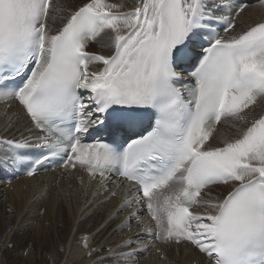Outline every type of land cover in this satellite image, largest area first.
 Instances as JSON below:
<instances>
[{"label":"snow or ice","instance_id":"snow-or-ice-1","mask_svg":"<svg viewBox=\"0 0 264 264\" xmlns=\"http://www.w3.org/2000/svg\"><path fill=\"white\" fill-rule=\"evenodd\" d=\"M249 6L0 0V102L28 122L27 135L0 139L11 149L0 164L87 174L74 233L119 197L77 241L88 264H138L155 247L141 237L191 249L197 264H264V18L238 28ZM224 122L232 135L217 139ZM124 212L112 232L131 235L98 243Z\"/></svg>","mask_w":264,"mask_h":264},{"label":"bare ground","instance_id":"bare-ground-1","mask_svg":"<svg viewBox=\"0 0 264 264\" xmlns=\"http://www.w3.org/2000/svg\"><path fill=\"white\" fill-rule=\"evenodd\" d=\"M79 1L82 2V0ZM63 2L72 6L81 3H70V0H63ZM115 2L123 3L126 8H131L135 5L136 0H115ZM249 5L247 10L237 20L238 28L264 18V9L256 6V3ZM87 50L107 54V50L100 48L97 44H90ZM18 111V106L13 104L6 117L4 115V104L0 105V139H19L21 133L27 135L25 132L28 127L26 118L15 119ZM8 117H11L12 120L10 121ZM214 135L217 139H220L232 135V131L228 127L219 125ZM10 151L11 149L8 145L0 144V156H4ZM3 169H8V167L0 164V231H5V243L3 246L8 243V245H12L10 247H13L9 250L18 249L17 251L15 250L17 253L14 256V264H54L52 254L61 246H63L64 252L61 255L58 253V256L60 260L65 259V264H88L90 258L82 255L83 249L77 245L81 235L77 239L72 238L65 245L56 230L57 226L60 225L63 226L61 228H64H60L61 230H66L65 228H67L73 232L72 230L78 218L82 216L81 209L84 196L80 177L83 176L85 184H87V174L80 169L69 171L56 168L36 174L33 177L20 176L6 182L1 177ZM95 185L96 181H93L89 190V197ZM97 199L101 200L103 197H97ZM118 200L119 197L107 201L92 216L84 218L80 224L83 232L85 230L90 233L96 232L98 225L108 211L115 207ZM28 215L31 218L27 219ZM126 215L127 212L121 213L120 217L109 225L106 230L97 233L96 241L98 243L111 242V244H116L119 243L121 236L131 235L127 228L122 233L112 232V229ZM140 216L145 223L150 222L146 207L140 213ZM27 224L28 227H26ZM143 226L141 224L139 228ZM132 227L139 231L136 220L132 221ZM16 228L27 230V233H29L27 240L25 239L26 242L20 248H17L19 239L18 241L15 239L17 242H14L13 235L15 233L12 235L11 232L12 229ZM16 231L18 230L16 229ZM9 236L10 238L8 239ZM71 236L72 234L70 238ZM68 240H70L69 237ZM141 240H148L150 243L154 242L155 247H149L146 251V256L144 258L141 256V259H137L138 264H197L199 260L194 251L186 249L184 246L177 248L175 244L166 245L153 241L150 237H141ZM2 258L0 257V264H7V261Z\"/></svg>","mask_w":264,"mask_h":264},{"label":"rangeland","instance_id":"rangeland-1","mask_svg":"<svg viewBox=\"0 0 264 264\" xmlns=\"http://www.w3.org/2000/svg\"><path fill=\"white\" fill-rule=\"evenodd\" d=\"M79 2H81V1H79V0H70V3H79ZM228 127V125H227V122H224V124H221V127ZM0 208H1V206H0ZM29 218H31L29 215L27 216V219H29ZM30 224H32L31 222H30ZM30 226V225H29ZM26 227H28V224H27V226ZM61 227H63V226H57V228H56V230L58 231V233H59V235L61 236V239L63 240V244H68L67 242H70L71 240H72V238H74V239H77L81 234H82V232H83V230L80 228V230L79 231H76L75 233L74 232H71L69 229H67V228H65L66 230H61V229H64V228H61ZM61 228V229H60ZM16 229L19 231H16ZM16 229H12V235H13V237H14V242H17L18 241V239H19V242L18 243H20V244H18L17 243V248H20V246H22L25 242H26V240H27V236H28V234L29 233H27V230L25 231V230H21V229H18V228H16ZM60 230V231H59ZM73 231V230H72ZM4 232L5 231H0V257H3L7 262V264H14V256L16 255L15 253H17L16 251L18 250H16V249H13V250H9V249H11V248H13V247H10V246H12L11 244H9L10 246H6V245H8V243L7 244H5V246H3V244L5 243V236H4ZM21 232V233H20ZM71 232V233H70ZM108 232V231H107ZM72 234V236H71V238H70V235ZM11 236V235H10ZM10 236L8 237V239L10 238ZM16 236V237H15ZM64 239H63V238ZM68 237H69V239L70 240H68ZM15 239H17V241L15 240ZM26 239V240H25ZM21 240V241H20ZM66 240H68V241H66ZM149 240V239H148ZM2 245V246H1ZM16 250V251H15ZM145 254H147V252L145 253H143V254H140L138 257H137V259L139 260V258L141 259V256L144 258L146 255ZM59 255H61V253H59ZM2 258V259H3ZM62 260H65L64 258L62 259ZM9 261V262H8Z\"/></svg>","mask_w":264,"mask_h":264}]
</instances>
